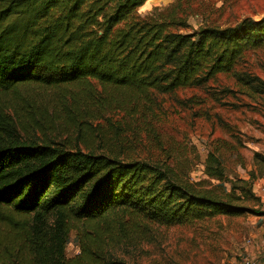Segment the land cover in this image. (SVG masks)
Masks as SVG:
<instances>
[{"label":"trees","instance_id":"trees-1","mask_svg":"<svg viewBox=\"0 0 264 264\" xmlns=\"http://www.w3.org/2000/svg\"><path fill=\"white\" fill-rule=\"evenodd\" d=\"M147 1L0 0V264H142L158 226L264 214L253 189L263 153L241 178L208 149L212 184L191 181L189 160L175 168L158 141L145 152L137 141L99 151L18 132L11 104L23 87L56 91L68 115L81 107L93 118L123 110L146 119L157 95L221 75L264 95V79L243 67L264 48V16L191 29L183 0L140 14ZM71 231L80 250L68 256Z\"/></svg>","mask_w":264,"mask_h":264},{"label":"rangeland","instance_id":"rangeland-1","mask_svg":"<svg viewBox=\"0 0 264 264\" xmlns=\"http://www.w3.org/2000/svg\"><path fill=\"white\" fill-rule=\"evenodd\" d=\"M174 1L148 0L138 12L148 14ZM178 7H184L191 29L201 24L227 25L246 17L264 16V0H183ZM243 67L264 79V48L249 52ZM22 89L25 90L22 99H15L11 104L16 128L23 137L40 142L101 151L124 142L128 147V143L137 141L138 149L145 152L158 141L173 157L169 161L175 168L176 159L189 160L187 176L191 181L212 184L218 181L209 179L203 166L208 149L218 151L228 176L241 178H248V171L255 167V152L264 154V95L250 97L231 76L221 75L201 88L157 95L153 111L146 119L129 118L123 110L93 118L81 107L74 109L70 116L68 112L73 106L63 107L56 91L43 96L38 92L42 90ZM12 98L10 94L4 100ZM157 152L155 149L154 154ZM225 186L230 188L229 184ZM254 208L263 212L264 204ZM260 216L264 214L248 212L240 216L221 215L191 225L158 226L157 239L145 244L141 262L252 263L257 260L253 256L254 241H258L264 226V218ZM79 250L76 233L71 231L68 256L78 254Z\"/></svg>","mask_w":264,"mask_h":264},{"label":"crops","instance_id":"crops-1","mask_svg":"<svg viewBox=\"0 0 264 264\" xmlns=\"http://www.w3.org/2000/svg\"><path fill=\"white\" fill-rule=\"evenodd\" d=\"M254 191L261 198L262 204H264V177L257 178L253 182ZM264 218V216H260ZM253 252L257 260H253L251 264H264V226L258 241H254Z\"/></svg>","mask_w":264,"mask_h":264},{"label":"built area","instance_id":"built-area-1","mask_svg":"<svg viewBox=\"0 0 264 264\" xmlns=\"http://www.w3.org/2000/svg\"><path fill=\"white\" fill-rule=\"evenodd\" d=\"M245 264H251V263H245Z\"/></svg>","mask_w":264,"mask_h":264}]
</instances>
